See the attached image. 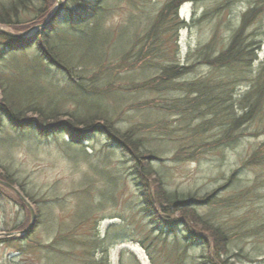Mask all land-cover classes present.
<instances>
[{
	"label": "rangeland",
	"instance_id": "rangeland-1",
	"mask_svg": "<svg viewBox=\"0 0 264 264\" xmlns=\"http://www.w3.org/2000/svg\"><path fill=\"white\" fill-rule=\"evenodd\" d=\"M169 1L105 0L100 18L113 37L119 32L115 50H123L128 41H132L127 45L129 48L139 41L140 48L144 46L143 50L149 51L152 45L145 42L146 32ZM246 6V2L183 0L178 19L185 25L172 38L170 33L166 35L168 40L163 42V48L169 45L171 57L162 61L194 67L190 75L175 83L169 91H128L132 81L152 78L155 71L118 70L120 61L117 59L105 64L107 71L95 66L76 71L83 76L78 82L86 85L84 90L55 70L50 77L40 69L34 78L48 94L39 99L46 105L51 103V107L58 108L61 113H99L103 108L115 110L122 105L121 114L114 111L120 128H144L145 136L152 140L150 147L160 141L164 144L163 161L154 163L153 169L162 176L167 190L200 196L216 191L211 199L213 204L200 207V214L227 232L233 253L241 264H264V163H247L253 151L264 144V120H256L240 130L237 144L218 148L212 143L220 135V128L195 137L191 131L202 120L198 119L197 112L188 116L182 114L187 102L183 84L228 73V70L217 72L203 64L198 53L201 49L209 51L206 46L213 37L215 48L226 46L239 27ZM62 28L57 25L53 32L55 38ZM82 33L78 40L71 39L65 48L73 53L76 51L75 62L89 66L100 56V33L92 28H83ZM250 34L259 42L251 74L240 73L236 84L227 87L231 92L229 96L232 95L227 105H234L237 97L249 90L251 77L264 68V18L251 27ZM113 37L110 42L114 41ZM3 49L0 43V51ZM34 54L37 52L33 47L18 53L15 64L12 63L14 59L1 60L0 80L4 83L11 80L13 74L30 63ZM152 60L154 58L147 56L144 64ZM28 77L33 79L31 70ZM106 78L112 81L116 93L92 91L101 88ZM33 87L39 90L34 84ZM3 124L0 173L12 176L16 189L20 191V186L32 197L35 204L31 205L34 211L38 209L39 217L36 218L35 212V232L26 240L15 243L5 242L7 238L0 240V264H81L86 259L84 249L92 251L96 242L99 245H96L95 254L101 256L102 252H107L110 264H119L121 252L127 259L126 264H136L131 255L137 256L142 264H207L204 261L206 248L201 243L190 246L182 229L178 228L177 239L163 235L159 238V231H154L140 205L133 162L120 149L109 146L105 136L96 133L84 146H71L65 134L46 139L14 130L6 120ZM180 148L185 149L176 158ZM234 172H237L236 180L229 183ZM17 199L14 192L0 186V234L22 232L31 223L27 208L24 210ZM55 240L60 241L58 250L48 259L47 246Z\"/></svg>",
	"mask_w": 264,
	"mask_h": 264
},
{
	"label": "trees",
	"instance_id": "trees-1",
	"mask_svg": "<svg viewBox=\"0 0 264 264\" xmlns=\"http://www.w3.org/2000/svg\"><path fill=\"white\" fill-rule=\"evenodd\" d=\"M215 1L225 4L247 3L239 27L232 33L228 44L222 49L215 48V37H213V40L206 46L209 51L201 49L198 53L203 64L218 70L217 72L228 70V73L222 74L218 78L207 76L195 82L183 84L187 102L186 105H183L185 112L182 114L188 116L197 112L198 119L202 120L201 124L191 131L195 137L220 128V135L212 143L219 148L237 144L240 130L256 120H264V68H261L257 75L251 77L249 90L239 95L234 105L226 104L229 103L232 96H229L231 92L227 91V87L236 84L240 73L251 74L253 57L259 42L253 38L250 30L253 25H258L264 18V0ZM182 3L183 0L169 1L151 21L145 35V42L148 41L152 45L149 51H144V46L140 48L139 41L133 43L130 48L127 45L132 41H128L123 50H115L114 43L116 45V37L119 32L113 37V33L103 27L100 18L103 14L105 0H66L63 12L55 20L51 29L40 33L36 39L18 40L0 33V43L4 47L0 51V61L7 57L10 61L14 59L12 63L15 64L18 53L33 47L37 52L33 57L31 56L29 64L24 65L18 73L13 74L11 80H8L7 83L0 80V90L2 91L0 132L4 125L3 120H6L14 130L27 131L34 136L46 139L65 134L70 138L71 146L81 147L89 141L90 136L100 133L106 137L109 146L120 149L129 161L133 162V175L135 183L139 187L140 205L147 213L146 217L150 219L154 231H159V238L163 235L177 239V230L180 228L184 233L185 241L190 246L201 243L206 248L207 254L204 261L207 264H241V261L236 258L237 254L233 253L234 248L231 246L227 232L199 212L200 207L213 204L211 199L217 192L212 191L200 196L194 193L183 194L167 190L162 176L153 169L154 163L163 161L164 144L160 141L150 147L149 144L152 140L145 136L144 128L138 126L127 129L120 128L114 118V111L121 114L122 105L115 110L103 108L99 113L89 112L83 115L61 113L58 108L51 107V103L46 105L39 99L41 95L47 97L48 94L34 78L40 69L50 77L54 76L55 70L66 76L70 83H76L78 89L84 90L86 85L78 82L83 79V76L78 75L76 71L79 69L81 71L83 68L86 70L92 66L98 70H106L105 64L117 59L120 61L118 70L125 69L124 71H140L142 73L149 70L155 71V76L152 78H144L139 82L132 81L130 83L132 86L127 89L128 91L143 92L150 91V89L169 91L173 89L174 84L190 75L194 67V65L181 66L179 63L169 65L162 61L171 57L169 45L163 48V42L168 40L166 35L170 33L169 36L172 38L173 34H176L177 30L185 25L178 19V11ZM55 5L56 0L0 1V26L15 34L26 32L34 26L45 23L52 14ZM58 24L60 28L63 27V30L55 38L53 32L57 29ZM83 28H92L100 33L98 36L101 43L98 44L100 56L96 59L94 58L96 53L93 54L92 57L95 60L89 66H83V63L74 61L76 58L74 46V53L65 48L71 39L78 40L79 36L83 35ZM174 29L176 31L173 33ZM112 37L114 41L110 42ZM108 46L111 47L108 48ZM84 56H89V54ZM147 56L154 60L144 64ZM30 70L33 74L31 80L28 77ZM105 80L101 88H93L92 91L103 94L116 93L112 81L107 78ZM33 84L39 90H34ZM146 120L150 119L146 118ZM148 124L151 123L148 122ZM188 130L190 131V129ZM205 146L207 145L205 144ZM184 149L180 148L177 151L176 158H179ZM255 162L264 163V144L257 147L247 160L250 165ZM236 175L237 172L231 175L229 183L235 182ZM11 177L9 174L0 173L2 181L14 187L17 186ZM18 188L30 203L35 204L31 196L20 186ZM17 203L25 210L26 207L19 198ZM25 211L27 217L30 218L29 210ZM35 212L36 218H38L37 208H35ZM35 228L36 226L31 234L35 232ZM28 237L29 235L18 239H8L5 242L15 243L26 240ZM59 244L60 241L55 240L50 246H47L50 255L48 259L55 256L54 253L57 252ZM96 245L99 244L96 242L92 251L91 248L84 249L86 259L81 264H110L107 252H102L101 256L95 254ZM131 256L136 264H142L137 256ZM126 262L127 259L121 252L119 264H126Z\"/></svg>",
	"mask_w": 264,
	"mask_h": 264
},
{
	"label": "water",
	"instance_id": "water-1",
	"mask_svg": "<svg viewBox=\"0 0 264 264\" xmlns=\"http://www.w3.org/2000/svg\"><path fill=\"white\" fill-rule=\"evenodd\" d=\"M64 7V1L63 0H57V5L55 10L53 11V14L50 16V18L42 25L35 26L26 32L20 33V34H15L12 33L8 30H6L3 26H0V33L8 36L10 38L18 39V40H28V39H36L41 32H45L46 30H49L52 23L56 20V18L59 16L61 11L63 10ZM0 184L14 192L20 200L23 202V204L26 206V208L30 211L31 214V223L29 227L24 230L23 232L19 233H9V234H0V240L5 239V238H16V236H26L29 233L32 232L33 226L35 223V211L30 202L12 185L0 180Z\"/></svg>",
	"mask_w": 264,
	"mask_h": 264
},
{
	"label": "bare ground",
	"instance_id": "bare-ground-1",
	"mask_svg": "<svg viewBox=\"0 0 264 264\" xmlns=\"http://www.w3.org/2000/svg\"><path fill=\"white\" fill-rule=\"evenodd\" d=\"M56 5H57V3H56Z\"/></svg>",
	"mask_w": 264,
	"mask_h": 264
}]
</instances>
